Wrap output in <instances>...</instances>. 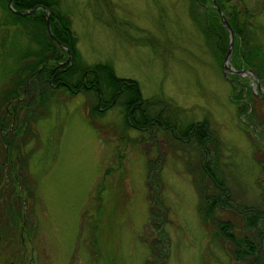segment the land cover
<instances>
[{
    "label": "rangeland",
    "instance_id": "374dc122",
    "mask_svg": "<svg viewBox=\"0 0 264 264\" xmlns=\"http://www.w3.org/2000/svg\"><path fill=\"white\" fill-rule=\"evenodd\" d=\"M243 1L255 17V42L264 50V0ZM192 2L59 0L70 18L79 60L109 63L119 78L135 79L150 116L161 111L179 126L207 119L218 139L229 203L240 211L256 206L262 211L264 170L255 158L264 160V154L255 151L250 138L257 137L259 127L239 113L241 102L232 99L223 60L220 66L190 17ZM204 7L195 14H203ZM3 14L0 6V18ZM2 21L0 52L26 40ZM25 69L19 97L0 101V119L5 107L9 114L7 135L0 130L6 144L0 214L4 207L20 205L9 197L13 185L24 205L10 234L7 221L0 228V264H146L158 258L161 264H239L230 261L228 245L217 239L215 229L200 222L192 175L198 153L191 140L174 139L155 121L145 129L125 127L121 104L98 105L102 112L92 114L94 91L91 96L59 90L36 108ZM241 69L248 68H236ZM233 76L257 92L253 73L228 72ZM3 80L0 68V90ZM256 104L264 116V104ZM156 197L162 217L151 224L149 206ZM215 216L241 224L232 212Z\"/></svg>",
    "mask_w": 264,
    "mask_h": 264
},
{
    "label": "trees",
    "instance_id": "16d2710c",
    "mask_svg": "<svg viewBox=\"0 0 264 264\" xmlns=\"http://www.w3.org/2000/svg\"><path fill=\"white\" fill-rule=\"evenodd\" d=\"M8 1L0 0V6L5 10V14L0 18L3 20L1 26L6 29L11 28L13 32H20L26 40L21 44L15 43L7 46V49L5 48L0 52L3 61L0 62V68L4 78L3 87L0 90V101L8 100L9 97L12 99L14 94L19 97L18 92H22V85L25 80V76L22 77L20 72L23 73L26 68L24 74L30 81V90L35 92L36 108L42 103L45 106L47 94L58 96L56 92L59 90L67 93L82 90L91 96L94 91L97 105L91 104L90 112L92 114L102 112L98 105L109 107L121 104L126 111L125 127H142L145 129L146 126L151 127L152 122L155 121V125H160L168 130L174 139L191 140L192 144L195 145V151L198 153L197 170L192 171V175L193 187L198 195L197 213L201 224L206 222L211 225L216 231L217 239L222 244L228 245L226 252L231 262L264 264V210L261 211L262 206H256L258 208L240 211L234 203H229L227 198L229 191L224 186L226 185L225 178L219 166L218 139L208 130L207 119L179 126L176 121L164 117L161 111L150 116L147 105H145L146 101H142L139 85L135 79L119 78L109 63L92 65L82 63L79 60L76 39L70 29V18L61 9L59 0H13L12 6L15 10L28 11L39 6L34 12L26 15L11 10L7 5ZM208 2L210 6H206ZM214 2L226 15V19L234 31V47L231 55L233 68L246 67L250 69L260 82V88L264 90V50L260 44L255 42L251 30L252 19H255L251 9L243 0H193L190 4V17L220 66L226 54L229 39L219 12L213 6ZM203 5H205L204 13L197 12L195 14L196 8ZM43 7L46 8V11L43 10ZM46 12H49V23L54 39L50 37L46 29ZM61 43L70 51V61H67V52ZM9 57L11 60L8 59ZM9 61L11 63H8ZM231 79L233 85L232 99L236 103L241 102L239 103V113H244L249 122H255L256 126L259 127L257 137L252 134L250 136L254 149L256 152L264 154V145L256 139L264 140V116L258 114L256 104V102L264 104L263 94L258 87H256L257 92H253L251 85L238 76H233ZM255 82L257 83V80ZM37 90H39L38 93H36ZM47 108L48 105L45 108L46 112L49 111ZM6 109L5 107L2 111L3 118L0 119V130L2 129L7 135V117L9 114ZM15 119V129L20 130L21 127L17 125V115ZM4 139L8 143V140ZM0 145V154L2 155L0 161L1 185L5 176L3 170L6 153L3 146L6 144L4 145L0 140ZM205 153L207 158L204 157ZM255 161L264 170V160L257 157ZM16 191L17 188L13 185L9 197L17 198L20 205L17 207L12 205L6 209L4 207V209L2 208L4 215L0 214V228H5L3 222L7 221L8 229L6 231L9 234L18 220L17 218L20 217L23 205L21 200L16 197ZM219 193H224L225 197L219 198ZM160 203L159 197L151 199L149 206L151 224L154 223L155 219L158 220L159 216L162 217V214L158 212ZM218 211L232 212L241 224L235 223V220L231 221L228 217L225 219L226 221H220L215 216ZM0 243L2 244L1 235ZM158 250H156L157 255L159 254ZM159 259L152 263L148 260L146 264H161Z\"/></svg>",
    "mask_w": 264,
    "mask_h": 264
},
{
    "label": "water",
    "instance_id": "95a60500",
    "mask_svg": "<svg viewBox=\"0 0 264 264\" xmlns=\"http://www.w3.org/2000/svg\"><path fill=\"white\" fill-rule=\"evenodd\" d=\"M12 4V0H9V3H8V6L11 10H13L14 12L18 13V14H21V15H26L28 13H32L34 12L36 9L39 8V6H36L35 8L31 9V10H28V11H21V10H15L12 8L11 6ZM214 5L215 7L217 8L218 12H219V16H220V19L222 21V24L223 26L225 27V29L227 30L228 34H229V42H228V49L226 51V54H225V57H224V60L222 62V73H223V76L227 79H229L231 81V79L228 77V72H231V73H235L237 75H241L242 73H250L252 74V72L249 70V69H246V70H236L234 69L232 66H231V55H232V52H233V40H234V31L233 29L231 28L228 20L226 19V17L224 16V14L222 13V11L220 10L219 6L217 5L216 2H214ZM43 10L46 11V8L43 7ZM45 17H46V28H47V31L50 35L51 38L54 39V35L51 31V28H50V23H49V12H46L45 14ZM61 46L66 50L67 52V60L69 61L71 59V56H70V51L68 50V48L61 43ZM252 81H253V78H251ZM256 79V77H255ZM257 80V83L256 85L258 86V88L261 90V93L264 95V90H262L260 88V82Z\"/></svg>",
    "mask_w": 264,
    "mask_h": 264
}]
</instances>
